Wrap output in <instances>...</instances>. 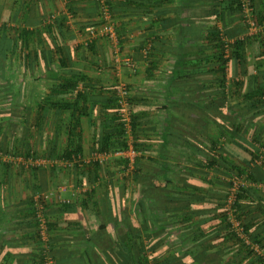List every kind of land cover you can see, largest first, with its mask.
<instances>
[{"label": "crops", "instance_id": "1", "mask_svg": "<svg viewBox=\"0 0 264 264\" xmlns=\"http://www.w3.org/2000/svg\"><path fill=\"white\" fill-rule=\"evenodd\" d=\"M252 1L264 17V0ZM102 2L121 36L122 60L129 59L133 69L116 63ZM230 2L0 0V264H41L31 206L37 194L46 200L45 248L54 264H132L124 245L134 234L144 244L156 241L146 253L157 264H247L249 255L227 239L214 209L229 193L235 167L251 161L252 150L264 153V96L261 106L244 100L264 85L261 47L253 43L247 49L246 75L232 65L230 74L243 85L229 90L228 75L224 117L210 106V89L176 72L182 63L212 65L207 36L217 10L225 19H214L217 27L233 37L240 33L241 15L222 13ZM91 29L99 35L85 46ZM195 79L206 85L212 78L205 72ZM122 82L130 87L137 122L134 136L127 135L136 144L135 155L129 149L118 155L122 150L114 148L120 140L114 91ZM219 141L223 150L215 158ZM73 145L85 158L109 145L113 152L98 170L70 171L55 162ZM254 163L251 180H241L248 190L241 212L264 239V167ZM137 175L171 181L162 194L172 200L159 210L173 209L174 217L191 205L200 217L153 233L149 217L133 210L134 201L153 192L143 181L137 184ZM199 228L203 234L196 233Z\"/></svg>", "mask_w": 264, "mask_h": 264}, {"label": "trees", "instance_id": "2", "mask_svg": "<svg viewBox=\"0 0 264 264\" xmlns=\"http://www.w3.org/2000/svg\"><path fill=\"white\" fill-rule=\"evenodd\" d=\"M99 3V2H98ZM107 4V2H106ZM100 5V4H99ZM108 5V4H107ZM229 6H231V8H229ZM216 8V7H215ZM229 11L230 13H233L235 10L241 15V8H240V3L238 0H231L230 4L228 5V8H224V10H222V13H224V11ZM218 13L216 14V17H214V19L217 20H225L224 18H220V14L221 12L219 10H217ZM254 16H255V20L257 21L258 24H261L264 21V17H260L257 14L256 9H254ZM213 19V23L211 24V28L209 30L208 36H207V41L211 43V48H212V61H211V66L209 67H205L203 65V62L201 63V65H197L195 67H189L185 64H178L176 66V72L178 73V75H180V79L182 78H190L193 81H195L196 85H202V89L206 88V89H210L213 93V98L211 99V104L210 106L217 112L218 115H221L222 117L226 116L225 110L227 108H229V97H227L226 95V83L228 80L233 79L232 81H230L229 83V90H233L236 89L238 87H242L243 82L242 80H240V78H238V80H236V77L232 76L231 73V68L232 65H237V67H240L241 69L244 70V74H247V49L253 45V43L259 44V47H261L262 50V55L264 56V34H259L257 36H245L246 32H247V27L246 25L243 23V18L242 16L240 17L241 19V24H242V30L240 31V33L236 36H232V35H226V33L223 32V30L221 31L218 27H217V22L214 21ZM231 20V18H230ZM117 35V39H118V45H121V36L118 34V32H116ZM234 39L233 41L231 40ZM91 45V43L89 44V46ZM203 52V51H201ZM183 56V55H182ZM207 73L208 75H211V81L210 83L204 85L203 83H200L199 79H195L196 77H199L200 75ZM190 74V75H189ZM230 74L231 79L228 77V75ZM236 76V75H235ZM118 84V83H117ZM119 85V84H118ZM118 85L115 86V91H114V101H115V105L117 107V109H119L118 106V102H117V88ZM185 83L181 84V85H175V88H180L181 86L184 87ZM129 90L130 87L128 86ZM264 88V85H259L258 88L256 89V93H250L249 95H246L244 97L245 101H249L251 102V100H255L258 103V106H261V100L264 96V91H262ZM131 91V90H130ZM130 100V97H129ZM199 100H202L200 98L197 99L198 103H201ZM255 105L254 107H258L257 103L252 101ZM203 107V104L202 106ZM118 111V110H117ZM215 114V112H214ZM213 116V115H212ZM217 118L216 115H214V119ZM116 119H117V136L120 140H118V144L114 147L115 150L121 149L123 151L128 150L129 149V142L130 139L127 136V130L125 129V121L122 119V117L120 116L119 112L116 113ZM130 127H131V133L130 135H132V137L134 136L135 132L137 131V122H134L133 116L131 114V110H130ZM170 138L172 137V135L174 134V131L172 129H170ZM108 139V137L106 138ZM169 139V138H168ZM132 143V147L134 150H136V144H134L135 142L131 141ZM186 145V144H185ZM110 146V145H109ZM109 146H106L101 152L103 153H110L113 152L111 151L110 148H108ZM73 149L70 152H67L65 154V156H62V158H60L59 160L62 161L64 159L66 160H71L73 157L78 156V155H82V151L79 148H76L75 145L72 146ZM121 147V148H120ZM190 147V145L188 146ZM193 148V146H192ZM223 144L219 141V142H215L214 147H213V156L215 158H217V156L219 155V153L223 150ZM251 149H253V147H251ZM249 151V150H248ZM116 152V151H115ZM250 152V151H249ZM83 156V155H82ZM251 161H244L242 165L237 166L238 168L235 167V170L237 171L236 175L232 176V180H242V178L244 176H247L250 178V169H251V165L252 162L254 163L258 157H259V153L258 150H256V152L254 153V150H252L251 152ZM220 157V156H219ZM221 158V157H220ZM125 161V160H124ZM124 164L127 162H123ZM125 164V165H126ZM255 164V163H254ZM64 168V167H63ZM88 168H93L95 170H98L99 168H101V165L98 163H94V164H90V165H84L82 168H75L74 170H84V169H88ZM127 168V165L125 166V168L123 170H125ZM66 169V168H65ZM67 170V169H66ZM73 170V171H74ZM232 171V170H231ZM137 174V172H139V170L133 171ZM125 178V177H124ZM123 178V179H124ZM138 185H140L141 181H143L145 183L146 189H152L153 192H149L145 193L143 195L142 198L137 199L136 201H134V205H133V210L134 213H145L146 217H149V221L151 222V225L149 226V228L153 231V233L156 232V230L158 229H162L164 230L166 233L167 232H171V228L175 227L177 229H180V225L182 226L185 223H189L188 221H191L193 217L195 218H199L200 214H196L193 213V211L195 210V208L193 209L190 206H186L183 207L182 210V214L181 215H176L174 217H172L175 213H173V209H166V210H159V207H163V206H168L170 202H168V200H172L171 197L166 196L165 194H162V192H167L169 190V186L171 184V181H169L168 179L165 178H154V179H141V177H139L138 175L135 177L134 179ZM232 180L229 184V188L232 185ZM251 180V178H250ZM126 181V180H125ZM194 191H198L201 192L202 190L199 188H191ZM164 192V193H165ZM248 192L246 187H242L237 195V200H236V208L238 211V218L239 220L242 222V225L245 229V233L247 235V237L250 239L251 241V245H256L260 248L261 252L258 253L257 251H255V249L252 248L251 245H246V243L241 240L240 238H238V236L236 235V233L232 230L230 224L228 223L227 217H226V211H225V202L227 200L228 194L224 197V200L222 203H219L214 210H217V214L219 218L220 222L225 223V227L227 228V236L230 241H232L236 246H238V248L243 249L245 252H247V255H249V259L247 260V264H264V239L259 237L258 233H255V231H252V225L247 224L242 217V212H241V204L244 201L245 197H246V193ZM42 205H43V210L45 213V216L47 218V223H48V231H50V224H49V219L46 213V200L45 198L42 199ZM33 206L34 209V204L31 205ZM35 211V209H34ZM215 216V214H214ZM180 220V224L177 225V221ZM35 221H36V212H35ZM159 222V223H158ZM177 225V226H176ZM36 226H37V238L41 241V245L43 246V248L40 245V261L41 264H44V260H45V254L43 249L44 248V243L41 239V235L39 233V226H38V222L36 221ZM187 227H189V225H187ZM183 228V226L181 227ZM198 228V227H197ZM196 233L198 234H203L204 232L201 231V228L196 230ZM153 238L156 236H152ZM152 238V239H153ZM156 241H150L148 244H144L141 241V237H139V235L134 234L132 236V240L131 242H125L126 248H127V257L128 260H131L132 264H150L151 262V258L153 259V264H157L156 263V259L151 257L148 258L147 256V249L149 250H153V247L155 245ZM39 244V242H38ZM147 246V248H146ZM50 252V250H49ZM50 255V253H49ZM51 256V255H50ZM52 257V256H51ZM53 259V258H52Z\"/></svg>", "mask_w": 264, "mask_h": 264}, {"label": "built area", "instance_id": "3", "mask_svg": "<svg viewBox=\"0 0 264 264\" xmlns=\"http://www.w3.org/2000/svg\"><path fill=\"white\" fill-rule=\"evenodd\" d=\"M240 3L241 8V16L243 18V23L247 27V32L245 36L251 37V36H257L259 34H264V21L261 24H258L255 20L254 16V3L252 0H238ZM101 5V4H100ZM102 12L104 15V19L108 21V26L106 29V36L107 38L115 43V60L116 63L124 64L126 66H129L133 69L132 63L129 59L122 60L123 58L120 55L119 48H118V39L116 32L114 30L113 25L111 24V16L109 13V9L105 2H102ZM99 33L95 29H91L87 32L86 38L83 41L85 46H88L90 43H92L97 37ZM131 91L129 90L128 86L125 83H119L117 88V102L119 106V114L122 117V119L125 121V127L127 129V135L130 134V97ZM130 139V138H129ZM129 150L131 152V155H135V151L132 147L131 139L129 142ZM125 151L117 153L118 155H124ZM111 155L110 153H101V154H95L91 156L90 158H85L82 155H78L73 157L71 160H62L55 162L56 164L62 165L64 168L73 171L75 168L79 167L82 168L84 165H90L94 163H98L100 165L105 164L110 159ZM255 164H258L260 166L264 165V153L261 152L259 154L258 159L255 161ZM242 187H245L243 182L241 180H232V185L229 188V194L227 197V200L225 202V211H226V217L228 220V223L230 224L232 230L236 233L238 238L243 240L246 245H251L250 239L247 237L245 233V229L242 225V222L238 218V211L236 208V200L237 195ZM44 195L37 194L34 197V209L36 212V221L38 222L39 226V233L41 235V239L44 243V245H48V223L47 218L45 216L43 205H42V199H44ZM253 249L258 250V246L251 245ZM45 248V246H44ZM49 248H45L44 254H45V260L44 264H54V260L49 255Z\"/></svg>", "mask_w": 264, "mask_h": 264}, {"label": "rangeland", "instance_id": "4", "mask_svg": "<svg viewBox=\"0 0 264 264\" xmlns=\"http://www.w3.org/2000/svg\"><path fill=\"white\" fill-rule=\"evenodd\" d=\"M241 20V19H240ZM121 55V54H120ZM262 148V147H261ZM263 167H264V165H263Z\"/></svg>", "mask_w": 264, "mask_h": 264}]
</instances>
